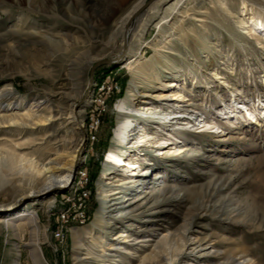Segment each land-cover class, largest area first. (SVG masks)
<instances>
[{"label":"rangeland","instance_id":"374dc122","mask_svg":"<svg viewBox=\"0 0 264 264\" xmlns=\"http://www.w3.org/2000/svg\"><path fill=\"white\" fill-rule=\"evenodd\" d=\"M135 1L0 0V95L10 92L5 96L8 100L0 99V114L30 111L34 104L39 106L37 112L62 111L46 124L0 123V155L5 151L25 155L35 167L53 159L59 165L78 144V158L64 187L26 196L24 190L38 178L34 171L16 167L0 173V264H33L34 238L40 264L91 260L89 264H147L144 256L152 248L151 239L166 231H184L187 243L201 240L192 248L183 247L175 257L169 255L170 261L156 263L155 257L152 264L172 260V264H193L216 254L218 258L223 252L264 264V0H152L129 24L124 54L114 63L97 65L88 86L92 63L120 53L123 29L118 27L119 20ZM18 15L31 18L20 25V31L15 24ZM256 17L261 25L254 23ZM130 47L137 50L131 64L134 69L123 65ZM152 57L163 68L151 91H159L162 81L173 79L174 88L183 86L181 92L192 100L189 106L173 109L193 112L196 119L204 116L212 123L203 129L169 118L159 129L154 118L140 119L147 135L139 146H130L126 156L130 161L143 156L142 167L152 169L144 189L146 181L138 184V190H130L138 195V205L120 218L108 211L112 200H104L98 183L118 119L114 105L125 95L134 70L159 67L151 62ZM104 79L117 85L103 94L105 105L87 102L97 96ZM168 99L159 105L167 108ZM72 102H78L80 128L68 123ZM92 114L98 123L90 132ZM81 168L93 190L87 205L91 218L73 225L58 244L47 227L74 180L72 171L76 175ZM118 168L107 181L114 183L113 177L121 174ZM90 171L95 173L93 179ZM162 186L167 188L162 195L165 200L152 205L149 196ZM28 201L33 204L25 215H6ZM96 215L114 224L104 221L97 230ZM120 231L126 236H120ZM91 238L95 244L88 251ZM202 245L213 249L201 254Z\"/></svg>","mask_w":264,"mask_h":264},{"label":"bare ground","instance_id":"6f19581e","mask_svg":"<svg viewBox=\"0 0 264 264\" xmlns=\"http://www.w3.org/2000/svg\"><path fill=\"white\" fill-rule=\"evenodd\" d=\"M145 1L146 0H136L121 16L118 27L124 29V26L127 23V21L132 17V15H134V13L141 7V5ZM30 19H31L30 16L27 15L16 16L15 24H17L18 26L17 29L19 31L22 30V26L20 25L24 23H28ZM253 20L256 25H261V21L257 17L253 18ZM128 33H129V29H128ZM47 40L51 42V39L47 38ZM133 49H134L133 47L129 48L127 53L128 56L123 63V65L127 66L129 69H134V65L131 64L132 62H134L133 56L135 55V52H137V50L133 51ZM121 50H122V46H121ZM166 60H167L166 55H163V62H165ZM151 62L152 63L154 62L153 57L151 58ZM154 64L156 66L159 65V67L152 68L151 66L149 67L147 66L144 68L142 67L137 68L136 70L133 71V75L126 88L125 95L119 100H117L114 105L118 113V119L116 121V126L114 128V137L112 144L105 152V159L101 172V180H99L98 183V189L105 198L104 200H112V202L107 205L108 207L112 206V208L108 209V211L110 213H112L111 211H114V213L117 214L118 217L120 218L123 217L125 213L129 214L138 205L136 204L137 201L136 198L138 197V195L136 193L132 194L130 190H132L133 188L138 190V188L141 187L138 184L139 183L142 184L144 181H146L144 187L142 188L144 189L148 181L147 173L152 169L149 168V166L142 167V164L145 162V158L143 156H138L135 159V161H130V159L126 156L127 154L126 152L129 149V147L135 145L139 146L140 143L143 141L144 137L147 135L145 132V128L142 125H140V119L144 118L145 120H148L154 118L156 120L155 123L161 125L158 126L159 129H162V126L168 122L169 118H172V120L174 119L175 123L177 120L183 119L185 121L182 123L186 124L187 126H193L195 124L197 126H201V128L203 129H206L207 127H211V123H212L211 121H207L204 118V116L201 119H196V116L192 115L193 112L188 114L187 112L178 111V110L176 111L173 109V108H179L181 106H189L192 102L191 98L189 97L187 98L186 95L181 92L183 86L182 87L178 86L174 88V86L176 85L173 82V79L168 81H162V83H160L161 86L158 87L157 89L159 91H153V92L151 91V87H154L153 83L160 80L159 69L163 68V64H160L159 62H154ZM213 74L216 75L215 73ZM136 79L138 81H136ZM139 83H141L142 85L139 86L138 85ZM140 87H142L143 90L139 91L138 88ZM3 89H7V88H3ZM7 94L10 95L9 90L4 91L0 95L1 97L0 99L2 101L8 100L5 99L8 96ZM136 94H139V96ZM168 96H169L168 99L169 101L165 102L167 108H162L159 105L160 104L159 101L168 98ZM88 100L90 101V97L87 99V102ZM177 100H179L180 102L186 101V103L181 104L176 102ZM81 102L83 104L86 103L85 100L83 101L81 100ZM154 102H157L158 105L156 104L154 106H151L150 104ZM233 103L236 102L233 101ZM77 104L78 102L77 103L72 102L69 105L70 108L68 112L70 119L68 120V123H73L75 127L80 128L82 125V120L80 116V109H77ZM35 106H37V104H34L33 107L30 109V111H25L19 114L14 112L13 114L10 115L2 113L0 114V123L12 122L20 126H24V125L26 126L28 124H33V125L46 124L54 120L55 116L57 115L61 116L62 114V111L58 109L55 110L54 112L51 110H47L43 112L42 111L43 109L37 112L39 106L37 107ZM2 110L5 111L7 109L3 108ZM156 135L157 134L155 133L153 138ZM77 147L78 144H75L73 149L66 153L67 158L63 163L58 165L59 162L57 163L53 159V160H49L45 164H42L40 167H35L30 157H26L25 155H20V154L15 155L13 153L11 154L5 151L3 152L2 155H0V173L2 172L6 173L12 171L16 167L18 169H26L29 171H34V173L38 176V178L35 179L34 182L35 184L34 185L32 184L33 185L32 187H29L28 189L24 190L26 196H37L38 194L46 193L47 191L53 188L64 187L70 181V172L73 169L78 158ZM1 153L2 150H0V154ZM22 161H24V163L21 164L20 162ZM114 166L119 167L118 169L120 170L121 174L115 175L113 177L114 178V183H113L107 180L112 177L111 174L113 173V170L115 168ZM122 174H129V175L123 176ZM142 189L140 192H142ZM165 191H167V188L162 186L158 188V190H156L155 193L153 194L151 193L152 195L149 196L150 198L148 197L147 198L152 201L151 202L152 205H155L165 200V198L162 197ZM113 194L115 196L113 198H109V196ZM160 196L161 198L159 199ZM32 204H33L32 201H28V203L24 207H22V209H19L16 212L6 213V215H11L12 216L11 218L25 215L26 211L29 210ZM7 208H8L7 210H12L10 207ZM111 220L109 221L107 220L108 222H106L105 220H103L102 217L96 215L94 218V224L97 227V230H100L103 226L104 221L106 224L113 225L114 222H112ZM108 228L109 227L107 226V229ZM33 231L34 233L37 231L36 226L33 228ZM119 235L122 237L126 236V234H123L122 231L119 232ZM88 236L85 235V237ZM153 237L154 238L151 239L152 248L144 256V259L145 260L147 259V264H152V260L155 257H156V263L161 260L170 261V259L168 258L169 255L175 257L179 254L180 250H182L183 247L192 248L197 242L201 240L200 238L199 239L193 238L192 241H189L187 243L185 239L184 231L180 233L166 231L164 233H158ZM35 241L36 240L34 238V241L31 243V245L34 246L30 248L31 257L33 264H40L38 259L39 250L37 251L38 247ZM90 243L91 244L87 247L88 251L95 244V240L91 238ZM116 245L118 248L125 249L124 246L120 247L119 243H117ZM205 245L201 246V250H202L201 254H206L207 252L212 251L211 249H213V246H210L211 248L206 249L207 247ZM108 247L110 248V246ZM214 251H216L215 248L213 252ZM183 255H186V253H184ZM96 256L97 255H93L92 257L91 256L90 257L94 258ZM99 256L102 255L99 254ZM216 256L212 257L211 259L197 261L193 264H253L250 258H247L246 255H242V254L237 257L235 255L232 254L230 255L223 252L222 255L219 256L218 258ZM173 261L174 260H172L171 262H167V264H172ZM184 261H186V259ZM92 262H93L92 260L85 261V264H89ZM15 264H17V262Z\"/></svg>","mask_w":264,"mask_h":264},{"label":"built area","instance_id":"2783aa9c","mask_svg":"<svg viewBox=\"0 0 264 264\" xmlns=\"http://www.w3.org/2000/svg\"><path fill=\"white\" fill-rule=\"evenodd\" d=\"M98 87L97 96L90 97L91 103L95 102L98 105H105V96L117 88L116 83L111 80L104 79ZM98 123V118L89 116V131H93L95 125ZM90 139H94L91 135ZM85 162V159L83 160ZM90 179L87 172L81 168L77 171L74 180L70 184V188L60 198V206L53 212V223L47 227L52 239L60 244L64 241L67 232L70 231L73 225H83L87 222V205L90 196ZM56 250V248H53ZM19 264V262H17Z\"/></svg>","mask_w":264,"mask_h":264},{"label":"water","instance_id":"95a60500","mask_svg":"<svg viewBox=\"0 0 264 264\" xmlns=\"http://www.w3.org/2000/svg\"><path fill=\"white\" fill-rule=\"evenodd\" d=\"M152 0H146L142 5L141 7L134 13V15H132V17L127 21V23L125 24L124 26V29L122 31V50L120 51V53L118 55H116L115 57L113 58H109V59H106V60H98L96 62H94L91 66H90V74H89V81H88V86L90 85L91 81H92V75H93V71L95 69V67L99 64H102V63H114L116 62V60L118 58H120L123 54H124V51L126 50V47H127V38H128V29H129V24L131 23V21L136 17V15L142 10V8L144 6H146L148 3H150ZM88 86H87V89H88ZM75 176V172L72 171V174H71V178L73 179Z\"/></svg>","mask_w":264,"mask_h":264},{"label":"trees","instance_id":"16d2710c","mask_svg":"<svg viewBox=\"0 0 264 264\" xmlns=\"http://www.w3.org/2000/svg\"><path fill=\"white\" fill-rule=\"evenodd\" d=\"M89 174H90L91 179H93V178L95 177V173H94L93 171H90ZM92 197H93V190H92V188H90V196H89V198L92 200ZM94 206H95V202H92V208H93ZM90 218H91V217L88 216L87 221H89Z\"/></svg>","mask_w":264,"mask_h":264}]
</instances>
